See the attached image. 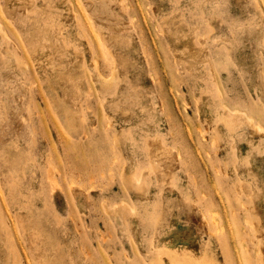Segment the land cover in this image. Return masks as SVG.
<instances>
[{
    "label": "rangeland",
    "instance_id": "1",
    "mask_svg": "<svg viewBox=\"0 0 264 264\" xmlns=\"http://www.w3.org/2000/svg\"><path fill=\"white\" fill-rule=\"evenodd\" d=\"M14 263L264 264V0H0Z\"/></svg>",
    "mask_w": 264,
    "mask_h": 264
},
{
    "label": "bare ground",
    "instance_id": "2",
    "mask_svg": "<svg viewBox=\"0 0 264 264\" xmlns=\"http://www.w3.org/2000/svg\"><path fill=\"white\" fill-rule=\"evenodd\" d=\"M101 1H102V0H101ZM103 5H104V4H103ZM167 28H168V27H167ZM191 32H192V31H191ZM215 41H216V40H215ZM217 50H218V48H217ZM115 70H116V69H115ZM115 70L113 69V71H115ZM196 72H197V71H196ZM189 73H191V72H189ZM97 74H98V73H97ZM99 76H100V74H99ZM102 78H103V77H102ZM104 80H106V78H105V79L103 78V81H104ZM114 90H115V89H114ZM102 91H103V90H102ZM116 92H117V90H116ZM104 101H106V100H104ZM119 102H120V101H119ZM134 102H135V101H134ZM227 108H228V107H227ZM235 114H236V113H235ZM245 114H246V113H245ZM236 115H237V114H236ZM138 118H139V117H138ZM242 118H243V117H242ZM242 118H240V119L242 120ZM139 119H140V118H139ZM240 119L238 118V120H239L238 122H242V121H240ZM245 119H246V123L251 124V121H252V120H251L249 117L245 116ZM244 121H245V120H244ZM244 121H243V122H244ZM244 123H245V122H244ZM109 126H110V125H109ZM109 126H108V127H109ZM136 126H137V125H136ZM254 127H255L257 130H261V129H262L261 126H259V125H258V126L255 125ZM110 128H111V127H110ZM113 129H114V128H113ZM137 129H138V128H137ZM108 130H109V129H108ZM115 130H116V129H114V131H115ZM134 130H136V129H134ZM110 131H111V130H110ZM115 132H116V131H115ZM117 132H118V131H117ZM148 132H149V131H148ZM154 134H155V132H154ZM118 135H119V134H118ZM110 136H112V135H110ZM107 137H108V136H107ZM118 138H119V137L116 136V139H118ZM150 138H151V137H150ZM153 138L155 139V137H153ZM154 139H152V140H154ZM114 140H115V139H114ZM116 141H117V140H115V142H114L115 145H117V146H116V149H117L118 147H119V149H120V143H118V142H119V139H118V142H116ZM161 144H164V143H161ZM118 145H119V146H118ZM164 145H165V144H164ZM164 145H162V146L164 147ZM146 146H147V144H146ZM166 147H167V146H166ZM166 147H165V148H166ZM147 148H148V146H147ZM148 149H149V148H148ZM166 149H168V148H166ZM144 151H146V153H147L149 150L144 149ZM166 151L168 152V150H166ZM161 152H162V151H161ZM150 154H151V153H150ZM147 155H149V152H148ZM166 157H168V156H166ZM148 158H149V157H148ZM149 160H150V159H149ZM150 162L153 163L152 160H150ZM148 163H149V162H148ZM151 163H150V164H151ZM150 164H149V165H150ZM168 165H169V164H168ZM151 166H152V167H151L152 169H151L150 171H151V173L153 174V173L156 172L157 169L155 170V169H153V165H151ZM155 167H156V166H155V163H154V168H155ZM157 167H158V166H157ZM159 169H160V166H159ZM159 169H158V170H159ZM161 169H163V168H161ZM147 170H149V168H148ZM152 170H155V171L153 172ZM164 172H165V171H164ZM151 173H150V174H151ZM141 174H142V172H141V173L139 172V175H140V176H141ZM145 174H146V173H145ZM150 174H148V176H149ZM152 174H151V176H153ZM132 175H133V174H132ZM155 176H156V175H155ZM128 177H129V176H128ZM130 177H131V176H130ZM124 178H125V177H124ZM124 178L122 177L123 183L125 182V179H124ZM140 178H141V177H140ZM145 178H146V180H147V178H149V181H150V177H147V176H146ZM134 179H135V178H134ZM137 181H139V180L137 179ZM143 181H144V180H143ZM149 181H148V182H149ZM155 181H156V178H155ZM131 182H133V181H131ZM145 182H146V181H144V184H143L144 187H145ZM150 182H151V181H150ZM125 183H127V182H125ZM125 183H124V184H125ZM128 183H129V182H128ZM136 183H137V182H136ZM146 183H147V182H146ZM150 184H152V182H151ZM136 185H137V184H136ZM128 186H130V184H128ZM146 186H147V184H146ZM149 186H150V185H149ZM144 187H141L143 191H144V189H143ZM131 188H132V187H131ZM136 190H137V189H136ZM139 191H140V190H139ZM85 199H86V198H85ZM121 206H122V205H121ZM104 210H105V209H104ZM121 211L123 212V210H121ZM114 212H115V211H114ZM121 215H122V213H121ZM15 252H17V251H15ZM17 254H18V253H17ZM19 255H20V254H19ZM7 257H8V256H7ZM7 257H6V258H7ZM16 257H17V256H16ZM16 257L12 260L13 262L16 261V260H15V259H17ZM18 259H19V257H18ZM18 259H17V260H18ZM18 261L21 262V260H18ZM16 262H17V261H16ZM14 264H15V263H14ZM19 264H21V263H19Z\"/></svg>",
    "mask_w": 264,
    "mask_h": 264
}]
</instances>
